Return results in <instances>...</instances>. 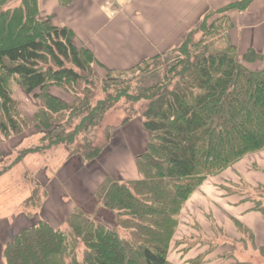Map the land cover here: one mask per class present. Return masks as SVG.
I'll return each instance as SVG.
<instances>
[{
  "label": "trees",
  "instance_id": "trees-1",
  "mask_svg": "<svg viewBox=\"0 0 264 264\" xmlns=\"http://www.w3.org/2000/svg\"><path fill=\"white\" fill-rule=\"evenodd\" d=\"M10 1L0 0V141L34 125L51 141L64 143L60 129L79 117V129L64 133L75 143L76 136L96 125L105 110L106 100L94 102V80L89 75L104 80L107 91L118 75L154 65L158 73L162 60L163 66L162 78L138 89L146 101L140 112L148 135L146 149L136 156L139 177L107 176L96 191L95 205L86 207L106 209L113 214V224L80 208L68 218L65 235L40 221L5 244L6 264H170L179 216L192 194L208 176L264 149V68L245 64L262 55L249 50L243 62L227 32L213 33L215 21L227 16L212 22L207 17L170 53L126 70L111 68L103 77L92 72L96 58L75 44L72 29L39 17L40 0ZM61 1L65 6L72 0ZM198 31L203 35L194 41ZM11 77L18 78L28 95L44 100L33 118L23 114L13 97ZM68 83L80 89L73 91L72 105L50 92L51 87L67 88ZM114 131L102 145L85 131V140L77 142L69 156L96 161L110 148L118 129ZM251 199L254 210L264 213L261 201ZM80 244L81 260L75 254ZM214 248L210 244L208 253ZM260 249L264 251V246ZM204 258L200 254L190 263L199 264Z\"/></svg>",
  "mask_w": 264,
  "mask_h": 264
},
{
  "label": "rangeland",
  "instance_id": "rangeland-1",
  "mask_svg": "<svg viewBox=\"0 0 264 264\" xmlns=\"http://www.w3.org/2000/svg\"><path fill=\"white\" fill-rule=\"evenodd\" d=\"M18 2L19 0H12L8 4ZM113 4L114 3L110 1L104 6H101L102 11L106 14L107 17H109V13L111 14V16H113V14L111 13L112 11L116 13V11L113 10L115 7V5ZM58 5L60 6V8L58 7ZM40 7H42L40 8L39 13L40 18H47L53 24L60 23V17H62L60 16L61 12L59 11L62 8L61 0H40ZM221 16H224V14L210 16V18H208V22H212L215 19L220 18ZM215 23V31L213 33L226 34L230 26L228 18L217 20L215 21ZM73 33L75 34L74 30ZM202 35L203 31L196 32L193 36V40L196 41L200 39ZM219 37L220 36H217V38ZM85 48L92 51L90 47ZM170 52L171 50L165 52V55ZM158 64H160L158 66V73L154 72L157 67L156 65H154L150 68L144 67L138 71L131 70L130 72H126L123 75H118L119 77L116 78V80L110 81L107 91L103 89L102 83H104V80L100 79L97 74L96 77H93L94 75H89V78L94 80V88L92 92L96 97L94 102H96L97 100H106V105L105 110H102L100 117L97 118L96 125L90 124L89 127L85 130L88 131V138L92 139L95 144L102 145L104 142H106V135L108 134V132H115L114 130L117 128V132L120 133V127L128 123L131 119L135 120L134 123L139 122L143 124V117L141 116L140 111L144 107L146 101L145 98H142L140 92H138V89L143 87L144 83H155L158 80V77L162 78L163 60L159 61ZM92 67V72L98 73L103 77L107 76L109 69H111L110 67L99 63L97 60L96 64L92 63ZM148 70H150V73L146 72ZM114 76L115 75L113 74V79L115 78ZM9 85L13 97L19 103L23 114H26V117L33 118L35 112L42 107V104H44V100L42 98H35L32 95H28L17 77H11L9 79ZM79 85L81 86V84ZM67 86V88L56 87L60 95L63 97L62 99L65 100L69 105H72L75 102V93L80 92V89H78L77 87L73 89L74 86H72L70 83H68ZM73 91H75V93H73ZM108 94L112 95L113 99H106L108 98ZM56 105L57 104L55 103L52 104V106ZM59 109H61L60 106ZM61 114L64 115V112H61ZM127 119L129 120L127 121ZM79 123V117L77 119L73 118L71 125H69L68 123L67 125H65L66 129H64L63 127L60 129V131H63L62 135L64 138V143L51 141L49 135H45L44 132H41L34 125L19 136L1 137L0 264H6V245L5 243H3L4 237H6V241L9 242L12 240L13 235L21 232L22 230L30 228L40 221L49 223L53 228L63 231L65 235L69 227V224L67 222L68 218L72 213L80 208L84 211L90 210L94 219H102V217H105L104 220H106L108 224H113L114 221L112 220V213L108 212L106 209H101L98 204L96 205L98 206V208L93 207L92 209H86L87 206L85 207V205L82 204L78 205V197L74 195L65 196L70 203H77L78 207L76 206V210H74L60 225L57 223L54 224L45 217H42L44 203L49 196V188L52 189L56 185V171L58 170L59 165L63 162L64 155H70L72 149H74V147L78 145L77 142L85 140L83 139L85 136V131L83 132V134H79L78 136H76L77 140L75 143H71L68 138H66L68 136L64 134L66 131L73 132L75 129H79L78 127H76V125ZM141 131L142 132L140 134H137L136 132L132 133V137H135V139H143L142 143L144 149L143 147L137 150L130 149L131 141H133L134 138H131L130 140L129 138L126 139L127 141H129V145L127 146V144L125 145L126 140L123 141V136L121 134L117 133L115 137H113L114 142H112L110 145H115L114 143L117 142L116 150H118V152H116V155H120L121 152L123 156L115 157V154L108 156L112 153V150H114V148L110 146L108 151L99 158L98 163L101 165V167L104 168L106 176L111 175L117 179H136L139 177L140 173L137 170L136 156L141 154L146 149V141L148 136L143 129H141ZM121 145H124L123 150H121ZM77 158L80 159L79 157ZM123 158L129 159V161L127 160V165L129 166V170H127V172L126 170L122 169V166H125L126 163L119 165L115 164L113 161L116 160L117 162H123ZM236 163L237 166L235 165V167H233L235 164L234 163L228 168L208 176V178L203 183H206L210 179L220 177L225 173V177H229L231 176L232 170H234L235 175L238 174L240 177H242L243 181L238 179V176H235L231 178L232 180L230 182H226L225 180H223L225 183H220V187H222L223 189H227L230 192H233L240 187L242 189H247L248 191H246V194H249L254 200L256 199L258 201H261L262 205H264V188H262V186H259L260 188H257V186L253 184L250 185L244 181L246 179V173L244 174V172L247 168L255 170L256 172H254L253 174H255L256 176L258 175L264 177V149L254 154H249L248 156L246 155ZM133 173H135L134 176L132 175ZM253 174H249L248 176H252ZM124 176L127 177L123 178ZM222 178L223 176L220 178L221 181ZM220 179L218 178L214 181L219 183ZM13 189H16L14 196L11 194ZM200 193L201 190L199 187V191L197 192V194L193 196V198H191L189 201H187L188 203L183 214L180 213L179 226L172 240L173 247H171V253L169 252L168 255L170 264H185L186 260H184V256H187L188 247H193L199 241L204 245L214 244V246H216L218 250L223 248L221 249L223 251L226 248L232 246L231 249L233 250L231 252L226 254L224 253V256L222 255L223 260H216L213 264H227L233 261H235L236 264H264V251H262L261 249H257L254 246L251 233L238 226L236 222L233 226L228 217H226V219L223 215H221L219 213L220 210L214 207L211 202L206 200L203 196H201ZM95 202L96 199L94 197V199L90 203V206H94ZM17 203L19 205V211L17 210L18 212H14V216L24 217L25 219H28V221H31L33 223L32 225L28 224L29 226L25 225L26 227L22 226L20 227V229H18L17 227H11L9 225H7L8 227L4 226L6 222L4 221L3 217L8 215L13 210L12 208H14V206H12V204H15V208H17ZM4 210L6 211L4 212ZM215 212L218 216H220V222L222 223L223 221L226 224V229L228 227L230 229H232L233 227L236 229V234L240 235V237L242 238L241 242L238 241V239H232V237L227 234L226 229H222L219 227L220 224L217 220L213 221V215ZM180 248H183L185 253L182 257L177 253L180 252ZM83 253L84 245L80 244L77 247L75 253L77 254V259L81 260L83 258Z\"/></svg>",
  "mask_w": 264,
  "mask_h": 264
},
{
  "label": "crops",
  "instance_id": "crops-1",
  "mask_svg": "<svg viewBox=\"0 0 264 264\" xmlns=\"http://www.w3.org/2000/svg\"><path fill=\"white\" fill-rule=\"evenodd\" d=\"M110 1L114 3L113 10L116 13L113 16L109 13V17H107L101 6ZM58 7L60 8L59 5ZM59 11L62 17H60V23H55V25L67 26L72 31L74 30L75 44L79 47H90L96 60L112 69L126 70L145 59L175 49L182 43L186 35L198 27L205 18L218 14H224L230 20L227 33L231 43L238 49L239 58L244 62L246 52L254 50L262 55V59L245 64L253 69L264 68V0H72L68 5L62 6ZM50 92L59 98H63L57 87H51ZM134 122L135 120L131 119L121 126L120 133L118 132L123 136V141L127 138L129 140L134 138L131 141V150L143 147V139H135L132 137V133L140 134L141 129L147 133L143 124ZM128 142L126 140L125 145L128 146ZM114 144L111 145L114 150L112 148V153L108 156L114 154L115 157L123 156L121 152L120 155H116L118 152L116 150L117 142ZM123 146L121 145V150L124 149ZM106 152L104 151L103 155ZM127 160L129 161V159L123 158V162L113 161L119 165L126 163L122 169L127 172L129 170ZM98 162L99 159L84 162L82 159L65 154L63 162L56 171V185L52 189L49 188V196L44 203L42 217L59 225L66 220L76 210L77 203H70L65 195L78 197V205L90 206L100 183L107 177L104 168ZM235 165L237 166V163L233 167ZM254 172L256 171L253 169H245L246 179L244 181L257 186V188L264 186V177L256 176L253 174ZM134 174L132 175L134 176ZM225 174L203 183L200 186V195L218 208L221 215L225 218L228 217L233 226L236 222L238 226L247 229L252 235L254 246L260 249L264 246V214L254 210V203L249 197L250 195L246 194L247 189L240 187L230 192L220 187V183H225L223 180L230 182L231 178L235 176L243 181L242 177L238 174L235 175L234 170L229 177H225ZM249 174L253 175L248 176ZM218 178L220 179L219 183L214 181ZM15 190H12L13 196ZM198 191L199 189L192 194L189 200ZM187 203L181 210L182 214ZM12 206H14L13 210L3 217L6 222L4 226L9 225L20 229L22 226L33 224L24 217H15L14 212L19 209V205L17 203V208H15V204ZM213 217V221L219 222L220 228L226 229V224L223 221L220 222V216L216 212ZM227 229V234L232 239L242 241L240 235L236 234L237 231L234 227ZM5 241L6 237L3 239V243L6 244L8 241ZM209 248L210 244L204 245L199 241L187 250V256H184L185 264H192L190 260L200 254H204L205 258L199 264H213L216 260H223L222 255L224 256V253L233 250L231 249L232 246L224 251L221 250L223 248L218 250L216 247L208 253ZM177 253L181 257L185 254L183 248H180V252ZM227 264H236V262Z\"/></svg>",
  "mask_w": 264,
  "mask_h": 264
},
{
  "label": "built area",
  "instance_id": "built-area-1",
  "mask_svg": "<svg viewBox=\"0 0 264 264\" xmlns=\"http://www.w3.org/2000/svg\"><path fill=\"white\" fill-rule=\"evenodd\" d=\"M111 13H112V14H114V12H113V11H112Z\"/></svg>",
  "mask_w": 264,
  "mask_h": 264
}]
</instances>
